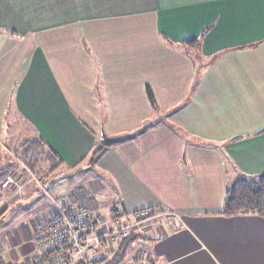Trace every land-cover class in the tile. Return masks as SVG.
<instances>
[{
    "label": "crops",
    "instance_id": "1",
    "mask_svg": "<svg viewBox=\"0 0 264 264\" xmlns=\"http://www.w3.org/2000/svg\"><path fill=\"white\" fill-rule=\"evenodd\" d=\"M160 114L82 163L100 127L122 134ZM9 116L27 136L14 149L39 136L68 173H94L78 189L101 211L157 214L132 234L133 256L264 264V214L220 213L228 186L264 173V0H0V148ZM0 168L14 165L0 154ZM34 231L29 218L0 232V264H22Z\"/></svg>",
    "mask_w": 264,
    "mask_h": 264
},
{
    "label": "built area",
    "instance_id": "2",
    "mask_svg": "<svg viewBox=\"0 0 264 264\" xmlns=\"http://www.w3.org/2000/svg\"><path fill=\"white\" fill-rule=\"evenodd\" d=\"M15 184L6 177L3 187ZM49 209L36 222L32 237L34 264H90L114 252L118 242L136 232L145 222L157 219L149 208L126 212L119 205L102 214L96 202L79 189L70 192L66 202L52 200ZM176 224L177 216H172ZM88 260H91L90 262ZM148 253L140 251L122 264H150Z\"/></svg>",
    "mask_w": 264,
    "mask_h": 264
},
{
    "label": "rangeland",
    "instance_id": "3",
    "mask_svg": "<svg viewBox=\"0 0 264 264\" xmlns=\"http://www.w3.org/2000/svg\"><path fill=\"white\" fill-rule=\"evenodd\" d=\"M8 120L9 123L7 124V127L9 129L8 130L9 134L6 133L2 135L3 140H1V142L4 143L5 146L0 148V154L2 161L6 160V162H8L9 165L10 164L14 165V168H10L8 172H4L5 170H1L0 168V232H6L7 230L13 232L14 228H16L17 225H19L22 221L25 222L29 218L35 219V225H36V222L40 220V216L44 212H46L51 206L50 203H52V200L56 202H66L70 192L75 189H78V187L82 183H84L88 179V177L94 174L91 171H86L81 173V171L79 172V170L76 169L78 170L79 173H74L73 175L61 178L55 183H53L48 189H45L44 188L45 182L48 181L52 176L57 175L58 172H54L50 176L49 175L45 176L43 173L37 175L32 173L29 169H27L17 160L18 158L15 156V149L13 148L12 146L13 143L11 142L12 137L13 139L14 138L17 139L18 141H23V137H25L26 135H24L23 133L22 134L19 133L16 136V132L18 128L12 122L11 116H9ZM4 148L5 150L7 148L8 152H6ZM6 177H11L15 182V184L11 183L6 187H3L2 183ZM30 185L35 186L34 188H32L33 190L31 189ZM28 187L31 189V192L37 190V194L33 197L28 196L29 195L28 194L27 195L28 197L22 198L24 196L23 192ZM7 188L11 189L12 191L10 199L6 195H4L6 192L5 189ZM18 203L20 204L17 205ZM45 206L46 208L43 210ZM114 206H112L111 208H114ZM96 207L102 214L106 215L109 213V209L108 211L104 212L100 210V206L98 204ZM10 208L13 209L10 210ZM6 209H8L9 211L7 210L8 213H6L3 216L2 214L6 211ZM171 220L174 226L178 225V223L176 224V222L174 221L173 217ZM139 245L140 244H136L135 246L137 247ZM117 247L118 244L116 245V248ZM34 254L35 251H32V253H30L29 256L22 261V264H26L30 262ZM135 254L136 252L134 253L128 250V252L123 258L124 260L117 263L115 262L114 259L109 261L111 257H109V259L106 258L105 260L99 261V259L103 258V256L98 257L97 259H94L92 261L91 260L88 261L89 262L91 261L90 264H120V263L122 264ZM3 260L4 259L2 257V250L0 249V262H2ZM30 264H34V263H30Z\"/></svg>",
    "mask_w": 264,
    "mask_h": 264
},
{
    "label": "trees",
    "instance_id": "4",
    "mask_svg": "<svg viewBox=\"0 0 264 264\" xmlns=\"http://www.w3.org/2000/svg\"><path fill=\"white\" fill-rule=\"evenodd\" d=\"M186 44L194 46L198 45V42L194 40L188 41ZM146 95L151 105L155 106V99L149 87L146 89ZM103 148L105 147L97 142L82 163H95L98 153ZM15 156L22 165L34 174L43 173L45 176H50L54 172H58L57 175L52 176L50 179L75 170L65 166L58 154L39 136H35L20 144L15 149ZM220 213L224 215L264 214V173L254 178L237 181L228 186L225 189L224 204ZM132 240V234L125 236L118 242V247L115 248L114 252L105 254L99 261L111 257L109 261L114 259L116 263L121 262L124 260L123 258L128 252V245Z\"/></svg>",
    "mask_w": 264,
    "mask_h": 264
},
{
    "label": "water",
    "instance_id": "5",
    "mask_svg": "<svg viewBox=\"0 0 264 264\" xmlns=\"http://www.w3.org/2000/svg\"><path fill=\"white\" fill-rule=\"evenodd\" d=\"M165 116H166V114H160V115L156 116L155 118H153L152 120H149V121L143 123L141 126H139L138 128H136L130 132L117 134V135H108L104 132L103 128L100 127L99 143L104 147H108V146H111V145H114L117 143H121V142H124L127 140L135 139L140 134L145 132L149 127H152L153 125L157 124L158 122H162V121L164 122ZM71 174L72 173L60 174V175L50 179L46 184V188L50 187L53 183H55L59 179L70 176Z\"/></svg>",
    "mask_w": 264,
    "mask_h": 264
}]
</instances>
